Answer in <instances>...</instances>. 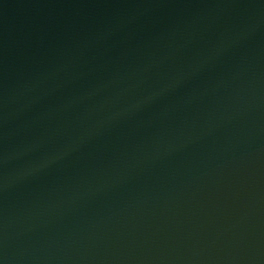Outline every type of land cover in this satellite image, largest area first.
I'll return each instance as SVG.
<instances>
[{"label": "water", "instance_id": "obj_1", "mask_svg": "<svg viewBox=\"0 0 264 264\" xmlns=\"http://www.w3.org/2000/svg\"><path fill=\"white\" fill-rule=\"evenodd\" d=\"M0 264H264V0H0Z\"/></svg>", "mask_w": 264, "mask_h": 264}]
</instances>
